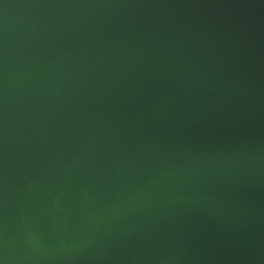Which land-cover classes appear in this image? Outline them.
Instances as JSON below:
<instances>
[{
  "label": "water",
  "instance_id": "obj_1",
  "mask_svg": "<svg viewBox=\"0 0 264 264\" xmlns=\"http://www.w3.org/2000/svg\"><path fill=\"white\" fill-rule=\"evenodd\" d=\"M0 264H264V0H0Z\"/></svg>",
  "mask_w": 264,
  "mask_h": 264
}]
</instances>
